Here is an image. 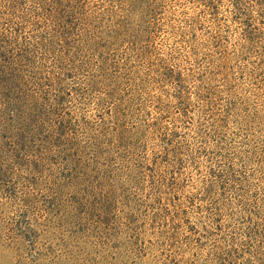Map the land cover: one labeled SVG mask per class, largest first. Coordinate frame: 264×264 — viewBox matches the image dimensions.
<instances>
[{
    "label": "trees",
    "instance_id": "1",
    "mask_svg": "<svg viewBox=\"0 0 264 264\" xmlns=\"http://www.w3.org/2000/svg\"><path fill=\"white\" fill-rule=\"evenodd\" d=\"M8 167L107 255L153 217L165 260L264 264V0H0Z\"/></svg>",
    "mask_w": 264,
    "mask_h": 264
},
{
    "label": "rangeland",
    "instance_id": "2",
    "mask_svg": "<svg viewBox=\"0 0 264 264\" xmlns=\"http://www.w3.org/2000/svg\"><path fill=\"white\" fill-rule=\"evenodd\" d=\"M161 36L159 41L164 43L161 49L166 53L174 46L176 36L166 32ZM7 170L8 172L6 168L0 169V264H188L186 261H179L180 258H175L176 255L164 259L171 247L153 233L157 230L155 227H161L160 222H155L153 217L143 223L147 229L144 241L134 239V244H130L126 240L125 245L111 250L109 255L101 251L94 238H89V242L83 243L86 239L74 223L66 218L59 219L63 215L52 211V192L46 190L45 182L40 181L36 187L29 184L32 177L24 179L25 173L20 174L13 167H8ZM2 172H6V176H2ZM31 188L36 189L35 195L24 202L27 207L21 206L22 202L13 199L17 193ZM27 227L50 231L52 234L42 236L36 247L30 246L28 241L15 243L14 241L19 239L16 232ZM183 232L190 235L192 231L185 228ZM125 239H128V236ZM193 259L189 264H209L204 260L195 263V258Z\"/></svg>",
    "mask_w": 264,
    "mask_h": 264
}]
</instances>
